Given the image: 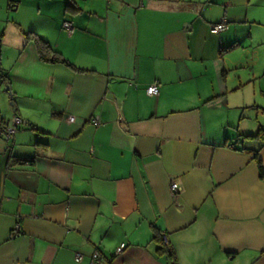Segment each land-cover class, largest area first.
<instances>
[{"label": "crops", "instance_id": "crops-1", "mask_svg": "<svg viewBox=\"0 0 264 264\" xmlns=\"http://www.w3.org/2000/svg\"><path fill=\"white\" fill-rule=\"evenodd\" d=\"M41 1L35 25L0 0V116L24 121L0 138V264H264V83L225 69L260 0Z\"/></svg>", "mask_w": 264, "mask_h": 264}, {"label": "rangeland", "instance_id": "rangeland-1", "mask_svg": "<svg viewBox=\"0 0 264 264\" xmlns=\"http://www.w3.org/2000/svg\"><path fill=\"white\" fill-rule=\"evenodd\" d=\"M11 1L13 0H10V2ZM260 2L261 6L252 7H255L257 9V13H259L260 15H264V0H260ZM17 3L18 5L20 4L19 9L18 7L15 9L19 19L28 21L31 24L33 23L35 25H42L41 23H43L45 19L42 15L39 14V8L42 3L41 0H17ZM244 29L245 30L241 35L243 38L241 41V46L233 52L230 51L231 53L228 52L230 53V55H228L229 61L227 63V68L225 67V69L227 73L232 78H236L237 81H239V76L244 78L248 75V73L255 72L260 76V83H264V23L255 25L247 24V27H245ZM251 32H254L255 36L260 38L259 44H254V46L248 44L251 42V39L249 38ZM240 58H243V62ZM230 59L233 61V63H235H231ZM1 87L5 93L4 101L10 108H13L12 102L15 103L14 94L11 97L10 92L6 91L7 84H2Z\"/></svg>", "mask_w": 264, "mask_h": 264}, {"label": "trees", "instance_id": "trees-1", "mask_svg": "<svg viewBox=\"0 0 264 264\" xmlns=\"http://www.w3.org/2000/svg\"><path fill=\"white\" fill-rule=\"evenodd\" d=\"M66 3H67L66 8L70 11H80L81 10L77 5H75L73 3L72 0H67ZM17 5H18L17 1L13 0L10 2V8L12 10H15ZM24 34H25V37L28 41L33 42L35 44L37 51H38L39 59L42 62H45V63H61V64H64L68 67H71L72 69L77 70V71H82V72L86 71V70L81 69V68L77 67L76 65H74L59 50L55 49L45 38L40 36L37 32L30 30V31H26ZM236 46H237L236 42L229 45V46H225L221 49V53L228 52V51L234 49ZM2 84L10 85V82H9V75L6 72H4L0 67V86ZM2 119H5V118H2ZM244 138H252V139H259L260 138V139L264 140V130L263 129L260 130V132L257 133L256 135H245ZM255 157L258 160L260 174L263 177L264 176V168H263L262 162L260 161L257 153L255 154ZM156 238L157 239L159 238L158 240L162 243V245L159 249L160 252L164 251V252L168 253L169 258H172V260H174V254L172 251V247L170 246V249H167L163 245V239H162L161 234L157 235L155 237V239ZM98 258H99V256H98Z\"/></svg>", "mask_w": 264, "mask_h": 264}, {"label": "built area", "instance_id": "built-area-1", "mask_svg": "<svg viewBox=\"0 0 264 264\" xmlns=\"http://www.w3.org/2000/svg\"><path fill=\"white\" fill-rule=\"evenodd\" d=\"M65 28L68 29L69 33L72 32V23L67 21L64 24ZM228 29V21L226 17H223L220 21L213 23L211 25V32L212 33H220L222 31H225ZM147 94L152 97H157L160 94V88L156 82L152 83L151 85L148 86L147 88ZM93 123L100 125V121L98 118L92 119ZM23 119L20 118L19 116H15L12 119H2L0 117V138H3L5 140H10L17 132L18 130L23 126ZM179 188L178 182L175 180H172L171 182V190L172 193L175 195L177 190ZM18 227L15 229V232H17ZM162 239H163V245L167 248L170 249L171 243L168 237V234L166 232L162 233ZM125 247V244H121L120 247L117 249V252H121ZM99 254L98 252L95 253L94 255V261L98 258ZM80 255L77 254L76 260H80ZM93 264H96L93 262Z\"/></svg>", "mask_w": 264, "mask_h": 264}, {"label": "water", "instance_id": "water-1", "mask_svg": "<svg viewBox=\"0 0 264 264\" xmlns=\"http://www.w3.org/2000/svg\"><path fill=\"white\" fill-rule=\"evenodd\" d=\"M6 91L10 92L11 97L13 96V92H12V90H11L10 85H7V87H6ZM12 105H14V102H12Z\"/></svg>", "mask_w": 264, "mask_h": 264}]
</instances>
